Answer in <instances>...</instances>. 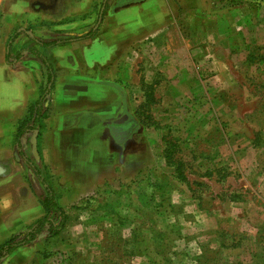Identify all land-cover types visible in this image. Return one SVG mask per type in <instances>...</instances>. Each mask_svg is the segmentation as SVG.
Wrapping results in <instances>:
<instances>
[{
	"label": "rangeland",
	"instance_id": "obj_1",
	"mask_svg": "<svg viewBox=\"0 0 264 264\" xmlns=\"http://www.w3.org/2000/svg\"><path fill=\"white\" fill-rule=\"evenodd\" d=\"M57 3L0 0V40L25 22L19 12L55 10ZM176 7L164 15L175 24L133 47L131 69L119 79H128L137 121L127 148L148 170L73 205L58 177L43 173L65 208L66 225L0 264H264V0H209L201 11ZM182 44L189 52H177ZM24 45H11L7 67ZM7 72L0 71V95L1 77L14 80ZM167 156L180 163L179 172ZM34 176L27 168V184Z\"/></svg>",
	"mask_w": 264,
	"mask_h": 264
},
{
	"label": "crops",
	"instance_id": "obj_2",
	"mask_svg": "<svg viewBox=\"0 0 264 264\" xmlns=\"http://www.w3.org/2000/svg\"><path fill=\"white\" fill-rule=\"evenodd\" d=\"M53 1L58 2V9L19 12L16 18L27 16V21L20 22L13 33L7 31L0 40L1 75L9 70L14 76L12 81L1 77L0 246L13 236L25 234L29 226L47 216L42 206L47 196L45 187L35 174V180L27 184L25 172L31 168L17 154L15 144L18 126L31 111L30 124L34 121L36 102L43 91L50 89L41 106L39 125L20 138L24 158L39 171L42 180L46 182L43 173L57 176L61 187L65 188L67 202L73 205L83 199L91 200L107 183L115 187L135 179L146 172L148 166L137 152L127 148L137 129L127 90L128 79L119 81L131 69L129 51L175 24L170 17L164 16L171 5L180 6L182 10L201 11L202 5L209 0H123L121 6L110 5L109 8L108 0H100L96 13V0ZM152 12L155 14L151 17ZM87 15L97 18L90 30L87 28L91 18L86 19ZM86 30H89L86 34L81 33ZM14 33L12 44L19 40L25 45L14 53L13 61L16 53H20V58L14 61V68H9L7 65L11 64L5 62L6 43ZM89 33L87 38L52 48L32 41L72 40ZM183 49L189 52L185 44L179 46L177 52L183 53ZM31 50L48 61L54 75L52 86L48 85L46 66L29 52ZM16 68H19L17 75ZM200 72H197L199 82ZM131 123L135 127L128 137L117 143L112 127ZM17 156L20 162L15 160ZM46 184L65 212L53 187ZM45 234L48 236L47 226L38 238Z\"/></svg>",
	"mask_w": 264,
	"mask_h": 264
},
{
	"label": "trees",
	"instance_id": "obj_3",
	"mask_svg": "<svg viewBox=\"0 0 264 264\" xmlns=\"http://www.w3.org/2000/svg\"><path fill=\"white\" fill-rule=\"evenodd\" d=\"M90 35H91V33L87 34L84 37H79V38L72 39V40H60V41H53V42H47V43L38 42L35 39H32V41L37 43V45H40L42 47L52 48V47H56V46L61 45V44H68V43H71L73 41H77V40L87 38ZM15 36H16V33H14L8 39V41L6 43V62H7V64H12V63H9V54H10V47H11L12 41L15 38ZM29 52L32 53L33 55L37 56L42 61V63L46 66L47 71H48V78H47L48 79V85L52 86L53 80H54V75H53L52 69H51L48 61L41 54L37 53L36 51L31 50ZM19 58H20V53H16V55L14 56V61H18ZM49 92H50V89H45L43 91V93L40 95L38 101L36 102V110H35L36 117H35L34 121L32 122V124H30V121H29V119L31 118V115H32V111L30 112L29 117L19 124L18 129H17L16 139H15L17 154L25 160L26 164L31 168V170L34 172L36 177L40 180L41 184L45 187L47 196L42 201V206H43L45 212L47 213V216L36 221L34 223V225L25 234L13 236L8 241H6L3 245H1L0 246V260L2 258H4L5 256L11 255L13 252H15L17 249H19L21 247H24L27 245H32L36 241V239L38 238V236L40 235L42 230L45 228V226L48 227L47 238L51 239V238H55V237L59 236V234L63 230L64 226L66 225L67 216H66L65 212L58 206L56 199H55V196L52 192V189L46 184V182L44 180L41 179L40 173L34 167V165L28 159L24 158V155L20 149V138H21V136L26 131L36 129L37 126L39 125L38 118L41 116V114H40L41 106H42L44 98L49 94ZM169 156H167V160L169 162H171L173 165L176 164V166H177L176 171L179 172L180 163L171 161ZM179 177L181 178V180H185V177H184V175H182V173H179ZM49 214H53V215L58 216L59 222L55 223L52 219H50L48 217Z\"/></svg>",
	"mask_w": 264,
	"mask_h": 264
},
{
	"label": "water",
	"instance_id": "obj_4",
	"mask_svg": "<svg viewBox=\"0 0 264 264\" xmlns=\"http://www.w3.org/2000/svg\"><path fill=\"white\" fill-rule=\"evenodd\" d=\"M135 127L134 123L128 126L112 127V135L117 143L123 142L129 135L132 128Z\"/></svg>",
	"mask_w": 264,
	"mask_h": 264
}]
</instances>
